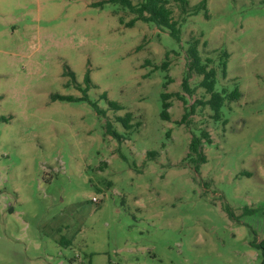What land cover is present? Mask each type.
Instances as JSON below:
<instances>
[{
    "label": "rangeland",
    "instance_id": "obj_1",
    "mask_svg": "<svg viewBox=\"0 0 264 264\" xmlns=\"http://www.w3.org/2000/svg\"><path fill=\"white\" fill-rule=\"evenodd\" d=\"M104 1L0 0V264H261L264 0H171L181 44ZM191 38L217 91L242 93L222 121L201 76L183 87Z\"/></svg>",
    "mask_w": 264,
    "mask_h": 264
},
{
    "label": "trees",
    "instance_id": "obj_2",
    "mask_svg": "<svg viewBox=\"0 0 264 264\" xmlns=\"http://www.w3.org/2000/svg\"><path fill=\"white\" fill-rule=\"evenodd\" d=\"M175 2L180 4V8L184 15L191 14L193 16L199 14L200 12H204L207 14V2L206 0H202L200 3L196 4L189 10V0H174ZM107 2L120 4L123 8L129 10L130 12L136 15L135 19H133L130 23H128L129 27H133L137 22H143L146 24H153L158 28L165 29L169 32V35L176 40L179 44L182 43V32L179 23L174 19V11L171 7V0H139L137 5H134L131 0H105L95 6H103ZM187 60H188V77L183 82V87L188 91V79L190 78L191 72L196 73L201 76L202 82L201 87L205 89L206 93L210 95V99L207 105L210 106L213 112V119L216 122L222 121V108L226 104V102H235L239 101L242 98V93L239 89L229 93L226 89H223L221 92L217 91V71L213 68L209 67V63L211 61H203L201 56V52L199 50L200 42L196 38H191L187 43ZM228 57L227 53H224L222 56V65H223V75L226 76V67L227 63L224 58ZM168 66V63L163 64V69L165 70ZM71 76L74 77V73H71ZM84 82L89 86L91 83V79L89 73L85 76ZM167 87V83H165L164 88ZM87 93V91H85ZM171 94L163 93L162 94V112L161 119L163 121H170L169 109L171 105L169 103V99ZM107 100V97H103ZM61 100V101H89L88 96L81 99H76L74 97L68 96H54L53 100ZM180 99L183 100L182 97ZM109 102V106L111 109L119 111L121 107L114 103ZM91 103V102H90ZM94 105L98 115L106 116V113L101 110L97 105ZM187 118V115L183 117V120ZM132 120V115L130 113L126 114L124 117H119L118 122L121 123L127 130H130L132 127L130 122ZM111 125H108V132L114 135L115 138L121 139V135L111 130ZM207 136L206 134H203ZM202 148V140L198 137H193L189 146L188 157L195 156L194 161L198 165L197 170L200 165L206 163L207 158L201 151ZM149 155L154 156V153H149ZM247 213H253L252 211H246ZM233 216L232 213H230ZM253 248L259 250L261 252V264H264V240L257 243H252Z\"/></svg>",
    "mask_w": 264,
    "mask_h": 264
}]
</instances>
